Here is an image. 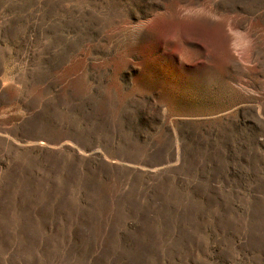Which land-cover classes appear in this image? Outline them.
Masks as SVG:
<instances>
[{"label": "rangeland", "instance_id": "rangeland-1", "mask_svg": "<svg viewBox=\"0 0 264 264\" xmlns=\"http://www.w3.org/2000/svg\"><path fill=\"white\" fill-rule=\"evenodd\" d=\"M0 264H264V0H0Z\"/></svg>", "mask_w": 264, "mask_h": 264}]
</instances>
